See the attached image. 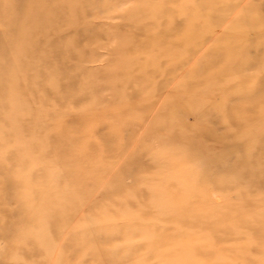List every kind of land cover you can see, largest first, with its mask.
Wrapping results in <instances>:
<instances>
[{"label": "rangeland", "instance_id": "1", "mask_svg": "<svg viewBox=\"0 0 264 264\" xmlns=\"http://www.w3.org/2000/svg\"><path fill=\"white\" fill-rule=\"evenodd\" d=\"M0 264H264V0H0Z\"/></svg>", "mask_w": 264, "mask_h": 264}, {"label": "bare ground", "instance_id": "2", "mask_svg": "<svg viewBox=\"0 0 264 264\" xmlns=\"http://www.w3.org/2000/svg\"><path fill=\"white\" fill-rule=\"evenodd\" d=\"M196 87V86H195ZM238 89V87H236V86H234V88L233 89H231V90H233V94L231 95H227L226 96V98H231V99H235V98H237V97H246V94H248L249 92L248 91H239V90H237ZM219 98V97H218ZM224 98V96H222V97H220V99H223Z\"/></svg>", "mask_w": 264, "mask_h": 264}]
</instances>
